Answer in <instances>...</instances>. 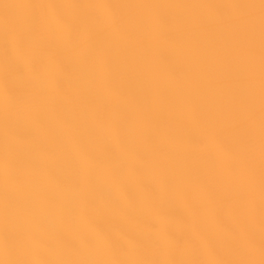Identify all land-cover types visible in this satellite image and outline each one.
<instances>
[{
	"label": "bare ground",
	"instance_id": "obj_1",
	"mask_svg": "<svg viewBox=\"0 0 264 264\" xmlns=\"http://www.w3.org/2000/svg\"><path fill=\"white\" fill-rule=\"evenodd\" d=\"M0 264H264V0H0Z\"/></svg>",
	"mask_w": 264,
	"mask_h": 264
}]
</instances>
